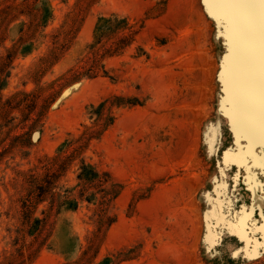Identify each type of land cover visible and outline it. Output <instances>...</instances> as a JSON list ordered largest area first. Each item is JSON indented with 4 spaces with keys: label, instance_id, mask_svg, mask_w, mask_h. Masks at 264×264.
Returning a JSON list of instances; mask_svg holds the SVG:
<instances>
[{
    "label": "rangeland",
    "instance_id": "374dc122",
    "mask_svg": "<svg viewBox=\"0 0 264 264\" xmlns=\"http://www.w3.org/2000/svg\"><path fill=\"white\" fill-rule=\"evenodd\" d=\"M226 51L205 0H0V264H264Z\"/></svg>",
    "mask_w": 264,
    "mask_h": 264
},
{
    "label": "bare ground",
    "instance_id": "6f19581e",
    "mask_svg": "<svg viewBox=\"0 0 264 264\" xmlns=\"http://www.w3.org/2000/svg\"><path fill=\"white\" fill-rule=\"evenodd\" d=\"M205 2L207 3L210 10L218 14L223 21V32H224L225 42L227 45V51H226L227 53L224 57L225 66L222 73V87H223L222 89L224 90L225 95L229 100L228 116H229L230 124L233 128L234 135L236 137L235 138L236 142H239L240 139H243L247 143L245 154L251 153L250 156H252L253 158L252 161L258 164V166H261L262 156L255 151L256 145L261 144L260 108H259L258 23L254 24L253 48L252 51L250 52L248 40L244 34L243 24L235 20L226 18L223 15V13L210 2V0H205ZM238 34H239V39H238ZM249 104L251 106V115H252L251 123L246 127H242V125L237 120L238 109L244 108ZM260 150H261L260 154H262V151L264 150L262 149ZM240 152L238 154H240ZM239 158L243 159L244 157L239 156ZM240 164L237 165L239 166L243 165ZM260 170H263L262 172H264V169H260ZM247 181H249V178L247 179ZM255 182L256 181L252 183V187L255 184ZM257 182L256 185H258ZM245 187L247 186L245 185ZM253 188L255 189V186ZM255 199L253 198L254 202H256ZM243 202L245 203L246 201ZM247 205L250 206L249 202L247 203ZM244 206L246 207V205L241 202L240 208L239 207L235 208L234 206H231L232 208L233 207L234 208L232 210L229 209L230 212L229 214L231 215L230 217L232 220V222L230 220L231 223L228 222V225L231 224L229 225V230L232 229L240 239L244 240L245 248L252 250L251 252H253L255 255L257 253L256 252L257 246L259 244L264 246V231H262V229H264V219L261 222L259 219H258L259 221H257L256 219L251 218L250 217L251 213H249L247 207L245 209ZM263 213L264 212H262V214ZM259 215L261 216V213ZM263 216L262 218H264ZM257 234L260 237H257L256 236Z\"/></svg>",
    "mask_w": 264,
    "mask_h": 264
},
{
    "label": "snow or ice",
    "instance_id": "6c2138e0",
    "mask_svg": "<svg viewBox=\"0 0 264 264\" xmlns=\"http://www.w3.org/2000/svg\"><path fill=\"white\" fill-rule=\"evenodd\" d=\"M223 15L240 22L244 26V34L247 37L249 50L253 48L254 24L258 23V50H259V108L261 127V146L264 148V0H210ZM239 39V34H238ZM252 119L250 104L238 109L237 120L246 127ZM251 155V153H249ZM261 168L264 169V156H262ZM264 231V229H262Z\"/></svg>",
    "mask_w": 264,
    "mask_h": 264
}]
</instances>
